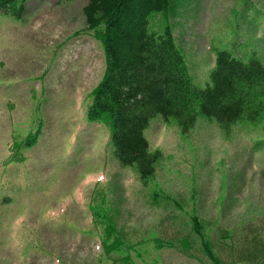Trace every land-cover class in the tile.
Listing matches in <instances>:
<instances>
[{"label":"rangeland","instance_id":"1","mask_svg":"<svg viewBox=\"0 0 264 264\" xmlns=\"http://www.w3.org/2000/svg\"><path fill=\"white\" fill-rule=\"evenodd\" d=\"M85 4L0 11V264H213L203 243L218 264H264V114L228 133L152 119L161 160L142 182L114 159L108 119L86 115L105 55ZM166 28L197 86L217 51L264 62V0H170L148 21Z\"/></svg>","mask_w":264,"mask_h":264},{"label":"trees","instance_id":"2","mask_svg":"<svg viewBox=\"0 0 264 264\" xmlns=\"http://www.w3.org/2000/svg\"><path fill=\"white\" fill-rule=\"evenodd\" d=\"M27 0H0V11L23 17ZM71 2L74 0H60ZM170 0H86L85 29L100 30L105 71L93 91L87 118L108 119L113 156L121 167H134L142 182L150 179L161 158L149 152L144 136L152 119L173 120L183 134L199 117L216 122L224 133L236 124L258 122L264 102V62L255 52L241 56L217 51L209 84L195 85L170 31L148 30L151 16H163ZM194 230L200 227L195 221ZM207 257L218 264L207 243Z\"/></svg>","mask_w":264,"mask_h":264}]
</instances>
